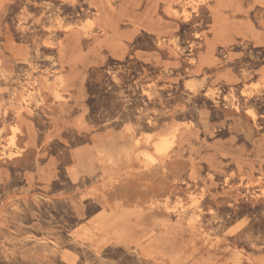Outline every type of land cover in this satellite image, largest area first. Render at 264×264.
<instances>
[{
    "label": "rangeland",
    "instance_id": "rangeland-1",
    "mask_svg": "<svg viewBox=\"0 0 264 264\" xmlns=\"http://www.w3.org/2000/svg\"><path fill=\"white\" fill-rule=\"evenodd\" d=\"M0 264H264V0H0Z\"/></svg>",
    "mask_w": 264,
    "mask_h": 264
}]
</instances>
